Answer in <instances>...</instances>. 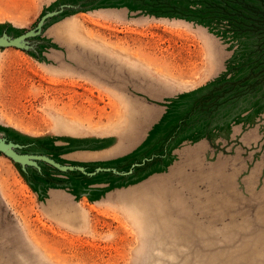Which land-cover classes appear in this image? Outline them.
Returning <instances> with one entry per match:
<instances>
[{
  "label": "rangeland",
  "instance_id": "374dc122",
  "mask_svg": "<svg viewBox=\"0 0 264 264\" xmlns=\"http://www.w3.org/2000/svg\"><path fill=\"white\" fill-rule=\"evenodd\" d=\"M0 141V264H264V0H0Z\"/></svg>",
  "mask_w": 264,
  "mask_h": 264
},
{
  "label": "water",
  "instance_id": "95a60500",
  "mask_svg": "<svg viewBox=\"0 0 264 264\" xmlns=\"http://www.w3.org/2000/svg\"><path fill=\"white\" fill-rule=\"evenodd\" d=\"M4 44H17L15 40H9V41H3ZM0 150L2 152H4L6 155L10 156L11 158H13L14 160H18V161H26L28 158H32V157H36L33 155H20L15 153L14 151H12L7 145H5L4 143H2L0 141Z\"/></svg>",
  "mask_w": 264,
  "mask_h": 264
}]
</instances>
